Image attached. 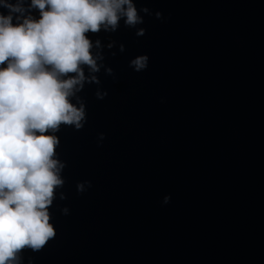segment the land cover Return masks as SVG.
<instances>
[{
  "label": "water",
  "instance_id": "95a60500",
  "mask_svg": "<svg viewBox=\"0 0 264 264\" xmlns=\"http://www.w3.org/2000/svg\"><path fill=\"white\" fill-rule=\"evenodd\" d=\"M136 8L150 10L136 28L88 34L115 75L102 68L78 93L81 130L56 133V235L21 264H264V0Z\"/></svg>",
  "mask_w": 264,
  "mask_h": 264
},
{
  "label": "clouds",
  "instance_id": "9594fccd",
  "mask_svg": "<svg viewBox=\"0 0 264 264\" xmlns=\"http://www.w3.org/2000/svg\"><path fill=\"white\" fill-rule=\"evenodd\" d=\"M136 2L0 0V264H21L24 250L41 251L55 237L49 208L65 183L66 167L57 155L56 133L61 126L81 130L86 106L78 93L86 83L100 85L102 68L115 75L103 63L101 42L88 34L115 32L121 20L136 28L144 22L140 12L150 14L148 8L138 10ZM155 16L163 19L161 12ZM136 35L144 36L145 29ZM93 47L101 51L94 54ZM148 61L139 55L129 66L142 72ZM107 94L96 91L99 100ZM85 183L91 187V182L78 183V192L85 191Z\"/></svg>",
  "mask_w": 264,
  "mask_h": 264
}]
</instances>
